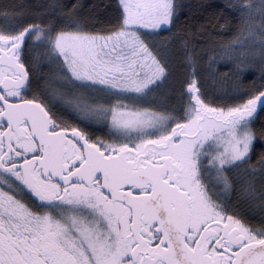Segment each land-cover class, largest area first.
<instances>
[{"label": "snow or ice", "instance_id": "obj_1", "mask_svg": "<svg viewBox=\"0 0 264 264\" xmlns=\"http://www.w3.org/2000/svg\"><path fill=\"white\" fill-rule=\"evenodd\" d=\"M119 5V25L107 35L0 27V264H264V229L227 215L215 191L229 187L225 170L250 159L248 125L264 111V90L211 107L193 71L183 122L123 104L97 107L86 96L67 101L74 118L110 116L129 141L120 144L93 142L26 97L25 54L30 63L58 59L73 81L108 92L150 91L166 69L140 31L170 30L173 0ZM259 42L264 59V24ZM17 196L34 198L38 210Z\"/></svg>", "mask_w": 264, "mask_h": 264}, {"label": "trees", "instance_id": "obj_2", "mask_svg": "<svg viewBox=\"0 0 264 264\" xmlns=\"http://www.w3.org/2000/svg\"><path fill=\"white\" fill-rule=\"evenodd\" d=\"M120 18L119 0H0V27L10 23L22 29L39 24L57 31L107 35L119 25ZM261 24H264V0H174L170 30L141 34L165 67L166 75L150 91L134 97L136 102L123 105L132 110L175 116L178 122H183L188 107L185 89L193 71L202 98L211 107H234L250 99L264 90V66L259 64V56L257 59L252 56L257 55L258 45L253 43V37L260 38ZM249 37L251 41L247 44ZM43 51L37 49L36 53ZM47 61L48 58H40L34 68L28 63L39 77L37 98L44 102L58 99L44 84L50 80L51 85H56L57 72L61 70ZM126 98L113 97L115 101ZM111 99L105 97L100 106H114ZM64 109L66 113L57 116L59 122L62 120L83 132L98 130L105 142L116 140L103 116L99 122L89 123L74 118L72 111ZM249 124L255 135L250 159L231 171L225 170L229 187H222L219 192L226 196L221 204L228 215L249 228L264 229V111L257 108Z\"/></svg>", "mask_w": 264, "mask_h": 264}, {"label": "rangeland", "instance_id": "obj_3", "mask_svg": "<svg viewBox=\"0 0 264 264\" xmlns=\"http://www.w3.org/2000/svg\"><path fill=\"white\" fill-rule=\"evenodd\" d=\"M173 8H174V0H173ZM143 31H148V30H141L140 31V35L142 34ZM250 41H251V37H249L246 40V43L249 44ZM259 41H260V38H256L254 36L253 43H256L258 45V48L256 49L257 55L253 53L252 56L256 57L255 59H257V56H259L258 57V59H259L258 62H259V64L261 66H264V59H262V56H261V45H260ZM253 43L251 44V46H253ZM30 47L35 48V44L31 45ZM149 50H150V48H149ZM151 53L153 54L152 51H151ZM25 55H26V58H27V54H25ZM153 56H155V55L153 54ZM47 58H48V61H47L48 65H51V66H54V65L57 66L58 65V67L61 70H58V72H57L58 80L56 81V85L55 84L51 85L50 84L51 83L50 80H48L44 85L48 84L47 88L49 90H51V92L52 91L55 92V95L58 97V99H55V100L59 101L63 105L64 108L67 106V101L70 100L74 95L86 96V97L89 98V102L90 103L94 104V106L99 107L100 106L99 103L105 97L112 98L110 101L117 100V99H113V97L117 98V95H121V96L123 95V96L127 97L126 99H121V100L115 101L114 104H113L115 106L117 104H127V103L136 102V98H134V97L141 96V95L145 94L148 91V90H146L144 93H135V92H132V91H119V90L113 89L112 91L108 92V91L104 90L107 87L105 85L92 84L91 82H87V81H84V82L73 81L70 78L69 74L66 71L63 70V65L61 64V62L58 59H55V58H53L51 56H49ZM155 58L158 60V58L156 56H155ZM39 60L40 59L34 60L31 63L28 60V62L30 63L32 68H34V66H35L34 64L38 63ZM160 64L162 65L161 62H160ZM138 71H140V70L138 69ZM144 71H147V69H144ZM36 78H39V77L36 75ZM141 78H143V77H141ZM162 78H160L159 80H161ZM159 80H157V81H159ZM157 81L153 85H155L157 83ZM153 85H150L149 88L152 87ZM117 92H119V94H115ZM49 94H51V93L49 92ZM114 106H112V107H114ZM125 106H127V105H125ZM66 109H67V107H66ZM68 110L73 112L72 109H68ZM124 110L128 111V110H132V109H128L126 107ZM137 110H140V109H137ZM133 111H135V110H133ZM65 113H66V111H65ZM74 114L76 115V113H74ZM78 119H82V118H78ZM84 120L88 121L89 123H92V122L95 123V122H99L100 121V116H96V117H92V118H88V119H84ZM106 120L108 121L107 124L111 128V117L108 116L104 121H106ZM248 127L252 130V127H251L250 124L248 125ZM112 131H113V135L116 137V140L114 142H112L111 144H120V143L129 142L127 139H125L122 136L118 137V134H116L113 129H112ZM87 132L93 134L92 131L90 132V130H87ZM252 132H253V130H252ZM105 143H107V142H105ZM254 143H255V140L253 141L252 149H253ZM220 187L221 188L218 187L217 189H215V191L223 190L224 187L223 186H220Z\"/></svg>", "mask_w": 264, "mask_h": 264}, {"label": "flooded vegetation", "instance_id": "obj_4", "mask_svg": "<svg viewBox=\"0 0 264 264\" xmlns=\"http://www.w3.org/2000/svg\"><path fill=\"white\" fill-rule=\"evenodd\" d=\"M23 62L25 64V67L28 69L29 71V78H30V91L25 93L26 97L28 99H33V98H37V94H38V80L36 78V72L31 71V69L29 68V62L26 58V55L23 59ZM39 102H42L45 104L46 107H49L50 110L55 114L54 118H57L58 115H63L65 113V109L63 108V105L55 100V99H49L47 101H42L39 100ZM57 122H59L57 120ZM174 126V125H173ZM73 127V126H72ZM76 128V127H74ZM79 129V128H77ZM80 131H82L81 129H79ZM95 131V129L93 130ZM83 132V131H82ZM86 134V136H88L93 142L95 141H104L102 140V138L100 137V132L98 130H96L95 132H93V134L88 133V132H84ZM115 140H111L109 142H107L108 144H111L112 142H114ZM105 142V141H104ZM0 187H2V185H0ZM219 187V186H218ZM217 187V188H218ZM216 188V189H217ZM3 190L5 192H9L10 195H16L15 192H12L9 190V188L5 187L3 188ZM217 193H219V197H218V202L221 203V201H225L224 199L226 198V196L224 197V195H221L219 191H216ZM18 199H22L24 203H26L29 207L33 208V210H38L37 209V202L35 201L34 198H29L28 196H17ZM49 211H51V209H48ZM226 213V212H225ZM227 214V213H226ZM228 215V214H227Z\"/></svg>", "mask_w": 264, "mask_h": 264}]
</instances>
